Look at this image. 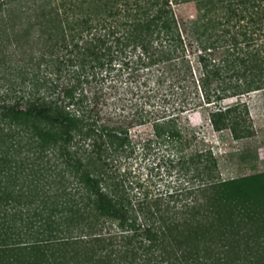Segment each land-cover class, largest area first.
I'll return each instance as SVG.
<instances>
[{
  "label": "trees",
  "instance_id": "16d2710c",
  "mask_svg": "<svg viewBox=\"0 0 264 264\" xmlns=\"http://www.w3.org/2000/svg\"><path fill=\"white\" fill-rule=\"evenodd\" d=\"M128 51L169 78L160 134L201 107L256 133L264 0H0V264H264V171L223 178L210 150L171 189L120 170L140 114L98 83Z\"/></svg>",
  "mask_w": 264,
  "mask_h": 264
},
{
  "label": "rangeland",
  "instance_id": "374dc122",
  "mask_svg": "<svg viewBox=\"0 0 264 264\" xmlns=\"http://www.w3.org/2000/svg\"><path fill=\"white\" fill-rule=\"evenodd\" d=\"M131 53L118 56L112 66L103 70V73L109 70V75L98 83L109 95L110 108L121 111L124 107V113L130 110L140 114L130 127L127 149L119 157L122 172L151 190L179 187L186 183L182 167L187 163L178 158L203 150L213 153L223 178L264 171V89L247 96L256 129L254 135L234 138L229 129L215 130L208 109L201 107L182 115L186 138L169 137L160 134L161 128L156 124L164 123L170 116L161 110L172 104L169 78L161 75L159 62L133 63L137 56L131 57ZM84 87L90 93L86 84ZM95 89L91 87V91Z\"/></svg>",
  "mask_w": 264,
  "mask_h": 264
}]
</instances>
